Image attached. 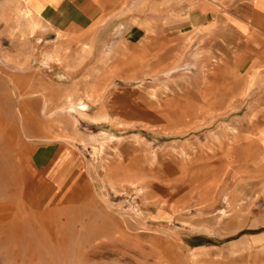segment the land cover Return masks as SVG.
Instances as JSON below:
<instances>
[{
  "label": "rangeland",
  "instance_id": "1",
  "mask_svg": "<svg viewBox=\"0 0 264 264\" xmlns=\"http://www.w3.org/2000/svg\"><path fill=\"white\" fill-rule=\"evenodd\" d=\"M98 1L0 0V264H264L251 53L211 0Z\"/></svg>",
  "mask_w": 264,
  "mask_h": 264
},
{
  "label": "crops",
  "instance_id": "2",
  "mask_svg": "<svg viewBox=\"0 0 264 264\" xmlns=\"http://www.w3.org/2000/svg\"><path fill=\"white\" fill-rule=\"evenodd\" d=\"M199 2H201V5L205 3L210 7L213 15L215 14L216 17H212L213 24L221 22L231 30L237 31L245 49L251 53L248 57L253 58V65L249 68L250 76L246 85V89L249 91L248 99L250 100L247 104L254 110L250 112L251 115L255 116L251 120L253 122L258 121L260 125L255 137L250 138V140L257 144L256 148H258L260 155L258 158L264 163V0H211L209 2ZM102 4V1L98 0H29L30 7L41 22L47 26L57 27L64 26V24L69 25L68 19L74 15L73 13L79 12L81 5H85L82 7L83 12L86 7L88 14H90L92 9L108 7L102 6ZM56 161L52 163L49 170H52L53 165L57 164L53 170V172L56 170L57 172L53 174L47 172L48 177L52 180L51 183L46 185L50 188L56 187L59 189L58 187L65 185L66 182L61 181L59 178L58 168L60 165L58 166L59 162Z\"/></svg>",
  "mask_w": 264,
  "mask_h": 264
},
{
  "label": "bare ground",
  "instance_id": "3",
  "mask_svg": "<svg viewBox=\"0 0 264 264\" xmlns=\"http://www.w3.org/2000/svg\"><path fill=\"white\" fill-rule=\"evenodd\" d=\"M28 7H29V6H28ZM22 11H23V10H22ZM25 11L28 12L29 10L26 9ZM25 11H23V12H25ZM31 11H33L32 8H31ZM30 14H31V13H30ZM23 15H24L26 18L29 17V14H28V13H24ZM20 161H21V160H20ZM19 165H20V164H19ZM3 167H4V166H3ZM5 167H6V166H5ZM0 168H1V167H0ZM1 170H2V168L0 169V171H1ZM5 171H6V169H5ZM2 174H3V172H2ZM4 174H5V173H4ZM4 174H3V176H4ZM22 184H23V183H22ZM41 201H42V200H41ZM43 202H44V201H43ZM81 203H85V202H81ZM49 204H50V205H54V204L52 203V201H51ZM7 207H8V206H7ZM7 207H5V208H7ZM9 207H10V206H9ZM26 207L29 208L28 206H26ZM41 207H42V206H41ZM43 207H44V206H43ZM31 208H32V207H31ZM33 210H34V209H33ZM72 211H73V210H72ZM72 211H71V212H72ZM37 213H38V212H37ZM39 214H40V213H39ZM17 217H18V216H17ZM63 218H64V217H63ZM6 220H7V216H6V215H0V223H1L2 221H6ZM39 220H40V219H39ZM44 225H46V224H44ZM47 225H48V224H47ZM54 226H55V225H54ZM0 227L3 228V227H5V226H4V225H0ZM43 227H44V226H43ZM48 227L51 229V226H50V225H49V226H46V228H48ZM55 227H56V226H55ZM49 228H48L47 230L50 231ZM53 228H54V227H53ZM6 229H7V228H6ZM4 231H5V230H4ZM5 232H7V231H5ZM51 233H52V232H51Z\"/></svg>",
  "mask_w": 264,
  "mask_h": 264
},
{
  "label": "built area",
  "instance_id": "4",
  "mask_svg": "<svg viewBox=\"0 0 264 264\" xmlns=\"http://www.w3.org/2000/svg\"><path fill=\"white\" fill-rule=\"evenodd\" d=\"M22 1H24V2H25L26 0H22Z\"/></svg>",
  "mask_w": 264,
  "mask_h": 264
}]
</instances>
